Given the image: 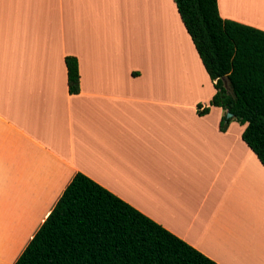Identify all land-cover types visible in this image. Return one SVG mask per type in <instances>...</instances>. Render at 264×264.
Wrapping results in <instances>:
<instances>
[{
  "label": "crops",
  "instance_id": "obj_1",
  "mask_svg": "<svg viewBox=\"0 0 264 264\" xmlns=\"http://www.w3.org/2000/svg\"><path fill=\"white\" fill-rule=\"evenodd\" d=\"M216 6L264 33V0ZM214 92L172 0H0V264L75 173L216 264H264V168Z\"/></svg>",
  "mask_w": 264,
  "mask_h": 264
},
{
  "label": "trees",
  "instance_id": "obj_2",
  "mask_svg": "<svg viewBox=\"0 0 264 264\" xmlns=\"http://www.w3.org/2000/svg\"><path fill=\"white\" fill-rule=\"evenodd\" d=\"M172 1L213 82L208 106L224 112L220 130L243 126L241 139L264 168V33L221 19L216 0ZM64 65L67 91L77 94L76 61L65 57ZM12 264L216 263L75 173Z\"/></svg>",
  "mask_w": 264,
  "mask_h": 264
},
{
  "label": "water",
  "instance_id": "obj_3",
  "mask_svg": "<svg viewBox=\"0 0 264 264\" xmlns=\"http://www.w3.org/2000/svg\"><path fill=\"white\" fill-rule=\"evenodd\" d=\"M225 117H226V118H230V117H231V114H230V113H226V114H225Z\"/></svg>",
  "mask_w": 264,
  "mask_h": 264
},
{
  "label": "rangeland",
  "instance_id": "obj_4",
  "mask_svg": "<svg viewBox=\"0 0 264 264\" xmlns=\"http://www.w3.org/2000/svg\"><path fill=\"white\" fill-rule=\"evenodd\" d=\"M20 247H21V246L19 245L17 250H19ZM14 256H15V255H14ZM13 258H14V257L11 258V261H12ZM11 261H10V262H11Z\"/></svg>",
  "mask_w": 264,
  "mask_h": 264
}]
</instances>
